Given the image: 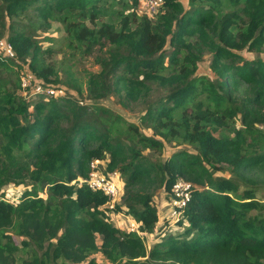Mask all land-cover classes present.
Here are the masks:
<instances>
[{"label":"trees","instance_id":"obj_1","mask_svg":"<svg viewBox=\"0 0 264 264\" xmlns=\"http://www.w3.org/2000/svg\"><path fill=\"white\" fill-rule=\"evenodd\" d=\"M142 1L0 0V42L15 53L0 48V194L10 183L29 187L17 203L0 201V264H19L16 237L72 264L94 253L112 264H264V61L236 53L264 46V0H165L155 17ZM54 23L69 48L96 57L88 100L140 104L139 124L70 94L85 92L68 71L60 75V41L40 36ZM207 54L210 76L198 74ZM24 71L69 95L30 99L29 89L25 99ZM94 160L119 173L122 205L111 209L79 182ZM179 178L193 195L164 234L171 221L160 219L155 196L163 191L169 203ZM112 212L159 241L147 250L144 237L111 224Z\"/></svg>","mask_w":264,"mask_h":264},{"label":"rangeland","instance_id":"obj_2","mask_svg":"<svg viewBox=\"0 0 264 264\" xmlns=\"http://www.w3.org/2000/svg\"><path fill=\"white\" fill-rule=\"evenodd\" d=\"M183 3L186 7H188L187 0H183ZM238 9L240 10L241 7H239ZM164 12H165V4H164V7H163L161 13H164ZM240 15L243 17L242 14H240ZM236 29L238 32H241L242 34H247V28L242 24L241 21L236 25ZM40 36L55 37L56 39H58L60 41V44L57 45L56 47H58L57 49L61 48L62 52L55 56L57 63H58V68H59V70L64 69V70L68 71L71 74L73 81H75L78 84V86L83 90V93L85 92L83 97H79V95L75 91L69 90L71 88H69L68 85H64V84L61 85V86H63V88L66 87L70 91V94L72 92L73 97L79 99L80 101H83L84 103L98 102L99 105L106 107V108H109L114 113H117V114L123 116V118H125L127 121H129L131 123L139 124V118H140L142 111H143V106L140 104H130V105L126 106L125 104H122L119 101V98L117 96H111L107 99L100 100V101H95V100L89 101L88 100L89 94L86 93L87 80H88L90 75L97 73L100 70V68L96 63V57L95 56H86V55H83V53L81 51L73 50V49L69 48L67 40L65 38L66 36H65L62 25L54 23L52 28L47 33L41 32ZM212 37L215 38V36H212ZM236 53L239 54L241 57H244L248 60H254V59L258 58V59H262L264 61V46H262L261 49H259V50L245 49L242 51H238ZM99 54H100V52H96V55H99ZM210 61H211V56L209 54L205 55L203 62L200 64V69H199L198 74H205V75H209V76L212 75V73L210 71V67H209ZM60 75H62L61 70H60ZM62 79H64L63 76H62ZM57 90H58L57 97H64L66 95H69V93H67V91H64V90L62 91L59 89H57ZM21 96L24 97L25 99L29 97L28 95L27 96L24 95V93L22 91H21ZM30 99H33V97H31ZM143 132L150 134V131H148V130H143ZM170 148H173V147H170ZM180 148H184V147L182 146ZM166 155H167V153H166ZM215 176H221V177H225V178L231 177L229 175V173H224V172L216 173ZM120 183L122 185L121 179H120ZM242 187L245 188L246 185H242ZM28 188L29 187H26L25 185H15L13 183H10L5 188H3L2 191H4L5 193H7L10 196V200L17 203L20 195L24 191H26ZM40 195L45 198L46 192L41 193ZM257 198L259 200L264 201V183L262 184L260 182V185H258ZM155 203H156V205L160 211V219L163 220L164 218L167 217L168 208H169L167 202L165 201V196H164L163 191H158L156 193ZM116 205H122L121 195L116 200L114 207ZM124 216H125V214H123L122 212H112V213H109V220H110L111 224L114 225L115 227H122V230L128 231V229H130V227H129L128 222ZM161 225H162V223L160 222L159 227H161ZM175 227H176V225H175ZM174 229H175L174 226H172V227L166 229L164 231V234H169ZM1 232H3V233L5 232L6 235H11L10 231H7V230L1 231ZM158 237H159V235L158 236L157 235L156 236L146 235L144 237V242H145L147 250H151L153 245L159 241L160 237L159 238ZM15 239H16L18 245H20L22 247L21 250L16 255V259H17V262L19 264H22L23 262H25L27 260H31V259H35V258L37 259L38 264H72L70 262L66 263V262H62V261H51L49 258V252H48L49 246L47 244L43 248H38L36 245L32 244L26 238L16 237ZM0 241H2V242L4 241L1 234H0ZM24 241H27V243L29 245L23 247L22 243ZM53 243H56V241H53ZM91 259H96L98 264H112L111 262H109L107 259H105V257H103L99 253H94L86 262H84L82 264H87Z\"/></svg>","mask_w":264,"mask_h":264},{"label":"built area","instance_id":"obj_3","mask_svg":"<svg viewBox=\"0 0 264 264\" xmlns=\"http://www.w3.org/2000/svg\"><path fill=\"white\" fill-rule=\"evenodd\" d=\"M165 4V0H143L142 10L150 17H155L161 13ZM0 48L10 57L14 58L15 53L6 42H0ZM21 89L24 95L27 96L29 89H32L30 97L34 96H57L58 91L52 88H45L43 85L36 82L35 77L29 72L24 71L20 76ZM79 182L86 184L92 191L102 192L110 201V208H114L116 200L122 193V185L120 176L117 171L105 172L104 163L94 160L90 164V172L87 178H80ZM194 186L183 178H179L173 185L171 192V200L168 203L167 219L171 221V226L176 225L183 219L184 211L190 202L193 195ZM15 203L10 200V196L6 193L1 196L0 201ZM128 222L130 229L128 232H135L138 235L145 237L148 234H142L141 225L128 216H124ZM122 230V227H118Z\"/></svg>","mask_w":264,"mask_h":264},{"label":"crops","instance_id":"obj_4","mask_svg":"<svg viewBox=\"0 0 264 264\" xmlns=\"http://www.w3.org/2000/svg\"><path fill=\"white\" fill-rule=\"evenodd\" d=\"M168 204V203H167Z\"/></svg>","mask_w":264,"mask_h":264}]
</instances>
